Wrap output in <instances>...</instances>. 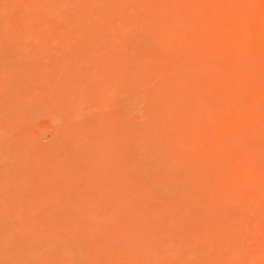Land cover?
Segmentation results:
<instances>
[{"label":"rangeland","instance_id":"1","mask_svg":"<svg viewBox=\"0 0 264 264\" xmlns=\"http://www.w3.org/2000/svg\"><path fill=\"white\" fill-rule=\"evenodd\" d=\"M0 264H264V0H0Z\"/></svg>","mask_w":264,"mask_h":264}]
</instances>
